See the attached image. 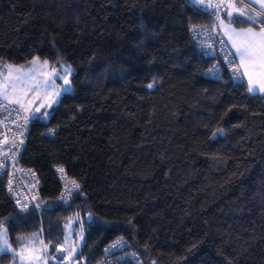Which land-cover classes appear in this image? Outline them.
Wrapping results in <instances>:
<instances>
[{
  "label": "trees",
  "instance_id": "1",
  "mask_svg": "<svg viewBox=\"0 0 264 264\" xmlns=\"http://www.w3.org/2000/svg\"><path fill=\"white\" fill-rule=\"evenodd\" d=\"M215 16L193 0H0V68H73L71 92L28 116L20 164L40 180V216L19 210L0 177L13 246L37 233L63 264L74 220L77 264H264V94L191 39ZM55 166L79 184L67 203ZM119 239L126 249L106 259Z\"/></svg>",
  "mask_w": 264,
  "mask_h": 264
},
{
  "label": "built area",
  "instance_id": "2",
  "mask_svg": "<svg viewBox=\"0 0 264 264\" xmlns=\"http://www.w3.org/2000/svg\"><path fill=\"white\" fill-rule=\"evenodd\" d=\"M235 1L243 4L257 15L258 11L254 8L245 5L240 0ZM262 16H264L263 13ZM191 39L206 56L216 59L221 67L228 71L233 81L240 82L242 80L240 65L227 43L216 33L215 27L205 24L194 26L191 30ZM221 40L224 41L223 44L220 42ZM210 74L217 76L214 72ZM31 123V119L23 110L0 98V177H6L7 193L19 210L23 212L34 210L40 216V180L33 170L20 164L28 142ZM61 168L55 166L53 171L60 185L57 201L64 202L77 191L78 188L75 185L79 184L69 179L63 168V172L58 171ZM125 249V242L121 239L116 240L104 250V257L109 259L114 253ZM130 258L139 262L132 254H130Z\"/></svg>",
  "mask_w": 264,
  "mask_h": 264
},
{
  "label": "rangeland",
  "instance_id": "3",
  "mask_svg": "<svg viewBox=\"0 0 264 264\" xmlns=\"http://www.w3.org/2000/svg\"><path fill=\"white\" fill-rule=\"evenodd\" d=\"M213 1L193 0L196 5L205 10L216 11L218 17L225 21L224 15L226 13L221 16L219 8L209 7ZM217 1L223 6L225 0ZM217 25H219V19ZM215 31L221 36L216 29ZM72 74L73 68L64 61L53 65L39 58H34L22 65L5 63L0 68V98L5 100L3 94L7 91L10 99L16 101L11 104L21 108L28 116L43 115L47 117L48 111L59 103L62 95L71 92ZM65 79L68 80L67 85H65ZM65 88L69 90L64 91ZM75 223L72 220L66 226L65 243L58 252V256L63 259V264H77L74 259L83 240L84 230ZM4 233H6L9 249L0 252V255L9 254L10 259L2 264H50L51 257L37 233L29 235L16 247L10 243L6 228L1 226L0 234ZM0 245H2V239H0ZM36 257H40V259L37 260Z\"/></svg>",
  "mask_w": 264,
  "mask_h": 264
},
{
  "label": "snow or ice",
  "instance_id": "4",
  "mask_svg": "<svg viewBox=\"0 0 264 264\" xmlns=\"http://www.w3.org/2000/svg\"><path fill=\"white\" fill-rule=\"evenodd\" d=\"M249 3H251V0H249ZM209 7L214 6L209 5ZM229 7H235V5H229ZM262 13H264V0H260V10L257 12L256 16H253L251 13L245 11H239V16L246 17L245 21H241L237 17L233 16L232 13H228L229 18L227 24H225L223 19L218 17L219 25H213V27H216L218 30L220 27H222L224 35L228 37L229 41H231L232 48L235 49V55L239 57L241 67L245 68V74L248 75V91L250 93H253L257 90V83L259 85L260 91H264V27H260L258 31L255 30L257 25H264V16H262ZM243 22L249 23L251 26L239 32L229 27V25ZM220 42L222 44L224 43L223 40ZM249 69L252 71L249 72ZM257 72H259L260 76L258 82L253 78ZM67 84L68 80L65 79V85ZM5 87L7 88V86ZM149 87H152V85H149ZM68 90V88L64 89V91ZM3 95L4 99L9 103L16 102L10 99L7 91H5ZM57 95H59V93H57ZM21 143H23V141H21ZM58 171L63 172V169H58ZM75 187L79 188V185H75ZM0 239H2L0 252L8 250L9 245L6 233L0 234ZM36 259L38 260L40 257H36Z\"/></svg>",
  "mask_w": 264,
  "mask_h": 264
},
{
  "label": "crops",
  "instance_id": "5",
  "mask_svg": "<svg viewBox=\"0 0 264 264\" xmlns=\"http://www.w3.org/2000/svg\"><path fill=\"white\" fill-rule=\"evenodd\" d=\"M240 1L243 2L247 6H251L252 8H254L257 11L260 10V0H251V3H249V0H240ZM212 5L215 8H219L221 10V16L224 13H226L224 15L225 24H227V21H228V18H229L228 17V13H232V15L235 16V17H237L238 19L246 18L245 16H239V11H245V12H247V8L243 4H241V3H239V2H237L235 0H225L224 3H223V6H221V3L219 1L214 0ZM229 5H235V7H229ZM209 11H212V12L215 13L216 16H215L214 25H217L218 24V14H217V12L214 11V10H209ZM229 27L235 29V31H237V32L242 31V30L248 28V27H246V28H237L233 24L232 25H229ZM215 29L218 31V33L222 36V38L224 39V41L230 47V49L232 50V52L234 54V57H235L236 61L238 62V64L241 67L240 59H239L238 56L235 55V49L232 48L231 41H229L228 40V37L224 35L223 28L220 27L219 30H218L215 27ZM255 30L258 31L259 28H255ZM241 70H242V79H243V82L247 85V87H249V79H248V75L245 74V68L244 67H241ZM251 71L252 70L249 69V72H251ZM253 78H254L255 81L258 82L259 79H260L259 72H257L254 75ZM252 94H264V91H260L258 83H257V90L255 92H253Z\"/></svg>",
  "mask_w": 264,
  "mask_h": 264
},
{
  "label": "water",
  "instance_id": "6",
  "mask_svg": "<svg viewBox=\"0 0 264 264\" xmlns=\"http://www.w3.org/2000/svg\"><path fill=\"white\" fill-rule=\"evenodd\" d=\"M67 202H68V200L65 203H67Z\"/></svg>",
  "mask_w": 264,
  "mask_h": 264
}]
</instances>
